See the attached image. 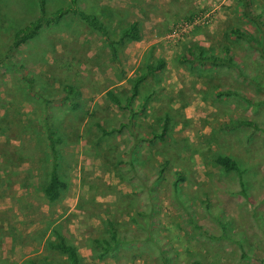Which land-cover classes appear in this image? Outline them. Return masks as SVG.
<instances>
[{"label":"rangeland","instance_id":"rangeland-1","mask_svg":"<svg viewBox=\"0 0 264 264\" xmlns=\"http://www.w3.org/2000/svg\"><path fill=\"white\" fill-rule=\"evenodd\" d=\"M52 1L54 7L70 0ZM249 1L264 20V0ZM21 3L25 12L18 10ZM80 5L94 10L114 35L137 22L140 38L118 44L112 60L104 38L69 14L19 47L15 59L24 63L21 72L0 68V264H18L39 250L35 260L60 261L65 255L53 245L57 233L76 247L82 264H264V59L257 48L230 34L239 26L261 40L241 1L82 0ZM38 13L35 0H0V48L8 30ZM176 25L186 29L175 41L167 39ZM196 46L218 54L228 46L258 85L235 70L180 60ZM159 58L163 68L147 76L133 99L137 108L149 97L131 127L151 138L168 113L164 140L135 141L126 127L101 134L97 124L112 128L128 119V110L106 92L112 90L125 103L130 80ZM23 75L34 76L35 85L52 96L48 109L33 90L25 94ZM66 83L80 90V106L61 98ZM228 88L240 95H217ZM44 116L63 138L61 176L67 187L55 203H48L42 191ZM216 154L237 161L245 194L238 174L215 163ZM119 158L137 162L147 182L129 170L127 183ZM163 162L168 165L159 173ZM176 171L186 177L180 185L185 206L172 187ZM107 218L116 221L118 237L149 234L153 241L121 242L113 254L95 257L100 248L93 239Z\"/></svg>","mask_w":264,"mask_h":264},{"label":"trees","instance_id":"trees-1","mask_svg":"<svg viewBox=\"0 0 264 264\" xmlns=\"http://www.w3.org/2000/svg\"><path fill=\"white\" fill-rule=\"evenodd\" d=\"M82 0H70L66 5L63 4H53L52 0H35L37 3L39 13L33 18H27L24 16L21 24H18L13 29L8 30V35L6 36L7 42H2L0 48V68L7 69L9 67H15L20 72L24 68V63L16 62L15 52L18 51L19 47L22 44L28 43L29 41L35 39L40 35L45 28L58 25L61 20L68 16L69 14L73 17H76L84 21L85 25L93 32L98 33L101 37L104 38L106 44L110 50L112 60L117 58V45L125 42L126 40H138L139 31L137 28L138 23L132 22L128 26L122 28L116 37L108 23H106L101 17H99L96 12L92 9H84L80 5ZM242 3L243 11L242 13L248 17L257 27L258 33L261 35V40L258 41L256 36H253L246 31L242 30L239 26H233L230 29V34L235 36L237 40L245 41L250 47H255L259 50V58L264 59V20L261 19V12H257L254 8L250 7L249 0H240ZM26 10L29 9L28 6H25ZM24 6L22 3L18 7V10H23ZM25 12V9L23 10ZM223 54H218L215 52H209L203 46L189 47L187 52L184 53L180 60L186 61L189 63L196 62L198 65L209 64L212 67L223 70H235L239 72L240 75L245 77L250 82H254L258 85L257 81L251 77L242 67L241 63L237 62L234 59V55L231 53V50L228 46L223 47ZM163 58H159L156 63L146 65L145 71L138 75L137 77L130 80L131 84V93L127 97L125 103H122L120 97L116 95L112 90H108L106 93L109 99L119 108H126L128 110L127 122H120L118 126L112 128H104L101 124H97V128L100 133L103 135H111L115 132L122 131L123 128H127L130 134L133 136L135 141L148 140L153 141L154 138L164 140V137L167 135V132L170 129L169 126V114L165 113L162 117V125L159 132H153L151 138L141 136L137 134L131 127L134 117L137 115L138 111L145 107V103L149 99L148 96L143 98V101L139 103L140 107H133V99L139 95V90L141 84L147 78V76H154L156 71L161 70L164 66ZM23 79L26 83V92L33 90L35 95H38L43 103L45 109H48L52 102V96L45 91H42L41 88L35 85L36 80L34 76L23 75ZM63 95L62 99L69 100L72 107L80 106V100L78 95L80 90L72 84H63L61 86ZM217 95L221 96H230V95H240L239 91L228 88L223 89L217 92ZM43 132L42 135L46 138V162L43 163L42 169L44 170L45 183L43 186V194L48 203H55L59 200L62 192L67 187L66 181L61 176V166H62V155L60 145L62 143V135L60 134L56 125H53L47 116L43 117ZM214 161L219 165L225 172L234 171L238 174V181L240 186V192L245 194L244 190V177L243 171L241 170L237 161L229 155L225 154H216ZM118 164L122 178L130 183V179H127L124 174L127 171H132L134 174L140 178L143 184L147 182V176L140 168H138L137 162L131 159L119 158ZM159 173H162L165 167L168 165L167 162L160 164ZM134 175V176H135ZM186 179L185 175L181 171L175 172V179L172 182V187L178 197L182 206H185L186 202L180 197L181 192V183ZM132 184V183H131ZM142 190V189H141ZM142 212L137 211V214ZM144 213V212H143ZM134 222L139 224V221L133 218ZM118 227L116 221L110 219H105L102 221V230L99 233V236L93 239V244L100 248V250L95 254V257H104L108 254H113V251L117 249L118 245L122 243H133L137 240L147 242L148 240L153 241V236L147 234L144 238H127L128 235L118 237ZM157 242V240H154ZM54 247L58 251L65 255L64 261L58 262H46L43 264H82L79 258L76 247L68 242L64 236L57 233V240L54 242ZM124 245V244H123Z\"/></svg>","mask_w":264,"mask_h":264},{"label":"crops","instance_id":"crops-1","mask_svg":"<svg viewBox=\"0 0 264 264\" xmlns=\"http://www.w3.org/2000/svg\"><path fill=\"white\" fill-rule=\"evenodd\" d=\"M180 5V4H179ZM102 6H104V5H102ZM105 7H106V5H105ZM179 8V10H180V12H181V10H182V12L181 13H185V9H184V7L183 6H181L180 5V7H178ZM177 9V8H176ZM131 24V23H130ZM129 25V24H128ZM127 25V26H128ZM126 27V26H125ZM46 29V28H45ZM44 29V30H45ZM43 30V31H44ZM42 35V32L40 33V35L38 36V37H40ZM116 37L118 36V35H115ZM38 37H36L35 39H33V40H36V39H38ZM139 38H140V36H139ZM139 40V39H138ZM135 41H137V40H135ZM26 44V43H25ZM117 53H118V48H117ZM123 81H125L126 79L124 78V79H122ZM121 83H123V82H120V83H117L116 85H118V84H121ZM63 195V193L61 194V196ZM60 196V197H61ZM60 199V198H59ZM5 242H9L10 243V241L9 240H7V241H4L3 243H4V245H5ZM39 252H41V250H39V251H36V252H32V253H30V254H27V255H25L22 259H21V261H18V264H25L24 262L26 261V259H28L27 260V262H26V264H43V263H46V262H55V261H52V260H46V261H39V260H35V257L33 258V255L34 254H36V253H39ZM78 252V251H77ZM63 254V253H62ZM64 255V254H63ZM78 255H79V252H78ZM31 258V259H30ZM79 258H80V255H79ZM64 259H65V256H64V258H62L60 261H64ZM80 260H81V258H80ZM82 261V260H81ZM58 262V261H57Z\"/></svg>","mask_w":264,"mask_h":264},{"label":"built area","instance_id":"built-area-1","mask_svg":"<svg viewBox=\"0 0 264 264\" xmlns=\"http://www.w3.org/2000/svg\"><path fill=\"white\" fill-rule=\"evenodd\" d=\"M183 23L187 27H191L193 25L192 23H186V22H183ZM186 26H178V25H176L174 28H171V30L169 32H167L166 38L169 39V40H174L175 41L179 37L181 28L183 30H185Z\"/></svg>","mask_w":264,"mask_h":264}]
</instances>
